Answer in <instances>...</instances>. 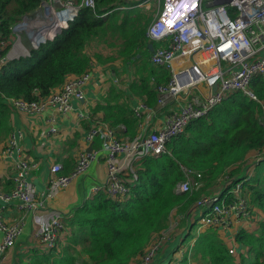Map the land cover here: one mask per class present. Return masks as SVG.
Returning a JSON list of instances; mask_svg holds the SVG:
<instances>
[{
  "label": "trees",
  "instance_id": "trees-1",
  "mask_svg": "<svg viewBox=\"0 0 264 264\" xmlns=\"http://www.w3.org/2000/svg\"><path fill=\"white\" fill-rule=\"evenodd\" d=\"M45 1L49 0H0V31L7 44L0 59L11 50L13 26L39 10ZM96 2L95 10L81 8L74 21L53 41L31 50L30 56L8 60L0 66V140L12 131L9 99L47 98L61 89L69 77L86 74L93 63L88 53L92 41L107 42L108 37H118L123 42L119 46L120 57L128 56L127 61L133 62L134 52L147 38V31L139 30L141 15L133 13L139 1ZM130 29L132 33H127ZM142 60L136 69L139 80L134 84V92H140L153 105L157 87L168 82L170 76L166 70L154 68L148 58ZM251 89L264 103V76L254 78ZM96 110L104 114L101 123L113 129L125 125L128 134H136V120L129 105L112 98ZM262 117L259 102L242 92L229 95L207 116L192 121L168 145L170 153L140 160L135 166L136 185L130 197L113 199L104 193L95 194L70 219L68 245L59 244L53 253H45L39 246L21 255L16 264H135L155 237L170 227L174 212L183 215V222L188 225L182 237V246L188 248L177 264H264V221L255 232L238 233L237 258L229 253L218 229L200 230L203 216L192 212L198 199L211 195V188L220 179L226 177L224 195L244 179L243 168L249 155H258L264 149ZM184 167L202 174L198 190L192 194L176 192L178 183L186 179ZM244 192L251 205L264 213V159L244 183ZM79 245L82 250L78 253L74 247ZM78 255L84 257L82 262Z\"/></svg>",
  "mask_w": 264,
  "mask_h": 264
},
{
  "label": "built area",
  "instance_id": "built-area-1",
  "mask_svg": "<svg viewBox=\"0 0 264 264\" xmlns=\"http://www.w3.org/2000/svg\"><path fill=\"white\" fill-rule=\"evenodd\" d=\"M151 1L158 3L153 20L147 28V37L154 44L151 63L170 73L169 81L156 89L157 106L162 109L174 104L164 126L146 134L145 120L155 114V109L139 101L132 109L141 127V133L136 137L120 139L115 129L108 124L95 122L88 131L86 141L89 145L100 141V150L81 151L70 174L62 173L61 164H52L48 186L38 195L29 180L36 164L22 155L14 162L13 188L9 193L0 195L2 200L17 201L19 209L26 213L43 210L46 208V199H53L78 176L86 174L91 165L101 159L102 151L107 163V179L103 185L95 186L93 193H104L113 199L128 198L132 188L127 175L131 174L132 182H136L135 166L142 158L170 153L168 145L183 134L192 121L207 116L215 106L235 92H242L261 104L264 124V103L251 89L252 80L264 76V0H148V3ZM96 4V0H81L80 3L76 0L43 2L40 9L33 13L35 16L32 19L29 14L13 26L9 52L12 60L30 56L31 49L38 50L42 44L53 41L74 21L81 8L95 10ZM55 14L64 17L67 26L56 30L50 38L43 39L41 34L46 31L38 28L36 32L41 39L35 37V43L29 35L32 48L28 50L22 44V36L29 34L25 25L46 18L47 15L51 18ZM2 37L0 31V52L7 45ZM7 61L1 60V65ZM90 79L89 70L82 76L69 77L61 89L47 98L34 101L13 98L9 99V105L12 111L29 117L50 112V122L55 124L58 115L64 117L74 110L73 101L84 98V87ZM50 131L57 133L55 127ZM19 136H22L21 132ZM17 137L16 132L9 134L3 151L5 157H11L15 149L22 153ZM120 157L128 161L127 168L120 165ZM263 159L264 149L253 158V167L245 172L244 179L229 194L217 192L202 195L198 199L193 211L203 216L200 230L212 227L225 233L235 223L248 224L254 220V207L246 197L244 183L252 178L254 167ZM183 171L186 179L178 183L176 192L192 194L198 190L202 174L185 167ZM24 226V218L8 222L0 213V232L3 233L0 239V264H4L8 252L24 234ZM66 230L68 226L64 219L57 216L49 226L35 232L31 240L45 253H51L58 248L61 234ZM172 233L171 224L155 237L145 255L135 264H158L157 257L171 239ZM235 241L232 240L229 247V253L233 256L238 255L233 246Z\"/></svg>",
  "mask_w": 264,
  "mask_h": 264
},
{
  "label": "crops",
  "instance_id": "crops-1",
  "mask_svg": "<svg viewBox=\"0 0 264 264\" xmlns=\"http://www.w3.org/2000/svg\"><path fill=\"white\" fill-rule=\"evenodd\" d=\"M137 1L140 3L138 5V10L142 8L145 10L147 4H149L148 0ZM153 15L154 13L151 17L146 16V18H148V26L153 20ZM142 16L144 15L141 14V17ZM114 41L115 39L108 37L107 43L109 47H117L112 44ZM117 42L118 47L123 43L119 39ZM103 43L105 42L95 40L89 45L88 53L93 57V65L89 69L91 72V79L84 87V98L73 101L74 110L69 115L64 117L58 115L55 124H52L50 122V118L52 117L50 112H45L41 116L29 117L13 111L11 132H16L18 134L17 139L22 153L15 149L11 157H5L3 151L8 137L4 140H0V195L9 193L12 190L14 162L22 157V155L36 164V169L31 173L29 180L34 185L36 195H38L44 192L48 186L52 164H61L63 166L62 173L70 174L75 168L77 156L81 151L92 149L100 150V141H96L94 144L89 145L86 141V137L91 126L95 122H101V120L104 119V114L101 111H97L96 107L106 104V102L110 101L112 98L118 99L121 104L125 103L129 105L131 109H133L139 101H143L155 109V114L145 120L146 134L152 129H159L164 126L168 114L174 109V104L171 103L165 108L160 109L157 106V99L155 103L151 105L149 102L145 101L146 97L144 95L140 94V92H134L137 89L134 88V84L139 80L138 75H136V69L144 62L142 60L144 54H147L146 58H148V61L154 68L163 69L169 73L167 69L154 66L151 63L152 51L149 46L151 44L154 46V44L150 42L147 37L143 42L142 54L133 59V62H128L124 57L118 56L119 51L117 57L114 56L113 53L106 54L105 51V56L102 60L99 55H102L100 45ZM147 48L149 50H147ZM133 118L136 120V134L134 136L128 134L125 125H121L115 128L117 136H120L122 139H127L136 137L141 133L139 121L134 115ZM52 127L57 129L56 134L51 133L50 130ZM19 132L22 133L21 137L19 136ZM102 153L103 156L101 159L93 163L86 174L78 176L67 189L61 190L53 199H46V208L43 210L34 213H26L19 209V203L17 201L6 202L0 198V213L4 219L8 222H13L20 218H24L25 222L24 234L17 241L15 247L8 252L4 264H16L20 260L21 255L28 254L32 250L40 248L36 245L35 241L31 240V236L38 230L49 226L51 221L57 216L62 217L69 227L68 230L61 234L62 237L59 244L60 246L62 245V247L69 244L71 228L68 223L70 219L83 207L87 200L95 195L93 193L94 187L103 185L107 179V163L105 153L103 151ZM256 155V152H252L249 155L243 168L244 172L242 173V177L250 167H253L254 162L252 163V161ZM119 163L121 166H124L126 163L128 164V161L125 160L124 157H120ZM255 167L253 170L254 172ZM127 176L131 188L134 187L136 182H132L131 174ZM225 178L226 177L223 179L225 180ZM211 189L212 192H209V194L223 192V189H225L223 181L218 182V184ZM254 210V220L250 223H235L232 228L225 233L219 230V234L228 248L231 245V241L236 240L233 246L237 249V252H239L240 245L236 238L238 233L242 230L255 232L259 229L262 221H264V213L255 207ZM193 214H195L194 211ZM185 220L183 215H177V221L173 224L172 237L157 257L158 264H177L178 261L180 262L183 259V255L188 248L187 246H182V237L188 228V225L183 222ZM172 223L171 221V224ZM2 238L3 233L0 232V239ZM74 248L78 251L82 250L80 245ZM237 258H239L238 255Z\"/></svg>",
  "mask_w": 264,
  "mask_h": 264
},
{
  "label": "rangeland",
  "instance_id": "rangeland-1",
  "mask_svg": "<svg viewBox=\"0 0 264 264\" xmlns=\"http://www.w3.org/2000/svg\"><path fill=\"white\" fill-rule=\"evenodd\" d=\"M157 8H158V3L157 2H154V1H151L150 3H149V5L147 4V8L144 10V8H142V9H140V10H138L139 8L137 7V9L136 10H134L133 11V13L134 14H136V15H138V13L137 12H139V14L141 15V14H143L144 16H142V24H140V29L139 30H143V29H145L146 30V28H147V26H148V18H146V16L148 17H151V15L153 14V13H155V11L157 10ZM142 10V11H141ZM58 11H60V10H58ZM144 12V13H143ZM133 16V15H132ZM154 16V15H153ZM152 16V17H153ZM55 17H57V14H55V16H53V17H49L48 15H47V17L46 18H39L38 19V21H39V23H35V25H26V30H28V35H23L22 36V44L28 49V50H30L32 47L30 46V42H29V40H30V37H31V40H32V37H36V36H38V33L36 32V30L38 29V28H46L47 26H48V23H49V18L50 19H52V22L53 21H55ZM42 19H44V21H42ZM48 21V22H47ZM58 22H59V20H57ZM151 21V20H150ZM60 23V22H59ZM51 25V24H50ZM43 30V29H42ZM132 29H130L129 31H127V33H132V31H131ZM29 35H30V37H29ZM43 38H45V36H43L42 37V39ZM38 40H40L41 38H37ZM117 40H118V37H116L115 38V41H114V43H112L113 45H115V46H117V47H115V48H113V47H109V45H108V43L107 42H105V43H103V44H101L100 46H101V52H102V55H99V57H101L102 58V60H103V58H104V56H105V51H106V54H114V56H116L117 57V55H118V51H119V47H118V42H117ZM33 41V40H32ZM120 42V41H119ZM35 43H37V41L35 40ZM32 50V49H31ZM115 51V52H114ZM11 52V51H10ZM142 52H143V47H142V45L140 46V48H137V50L134 52V57H133V59H135V58H137V57H139L141 54H142ZM118 56H120V55H118ZM146 56H147V54L145 55L144 54V58H146ZM21 57H24V56H21ZM20 57V58H21ZM98 57V56H97ZM12 56H11V54L10 53H8V55H7V57L6 58H4V59H7V60H12ZM128 58V56L125 58V59H127ZM4 59H0V63H1V60H3L4 61ZM97 59H99V58H97ZM124 168H127L128 167V164L126 163L124 166H123ZM220 181H223V184H225V180L224 179H220L219 180V182ZM218 184V183H217ZM247 198H248V194H247V196H246ZM254 207V206H253ZM255 208H257V209H259L258 207H255ZM260 210V209H259ZM253 211H255V210H253ZM262 212V211H261ZM177 215L178 214H176V212H174L173 213V216H172V225L174 224V222H176L177 221ZM257 215H259V214H257ZM69 243H70V241H69ZM77 252L79 253V251L77 250ZM78 257H79V261L80 262H82V259H84V257L83 256H80V255H78Z\"/></svg>",
  "mask_w": 264,
  "mask_h": 264
},
{
  "label": "bare ground",
  "instance_id": "bare-ground-1",
  "mask_svg": "<svg viewBox=\"0 0 264 264\" xmlns=\"http://www.w3.org/2000/svg\"><path fill=\"white\" fill-rule=\"evenodd\" d=\"M59 20V22L57 21ZM42 21H44V19H42ZM48 22V21H47ZM35 23H39L38 19L37 20H34V21H30L28 22L27 25H35ZM51 24V25H50ZM67 26V21L64 17L60 16L57 14V17H55V21L52 22V19L49 18V23H48V26L44 29L46 32L44 34H41V36H45L50 38L52 36V34L58 30L59 28L61 27H65ZM26 27V25H25ZM40 35L36 36L37 38H39ZM32 40L35 42V37H32Z\"/></svg>",
  "mask_w": 264,
  "mask_h": 264
},
{
  "label": "water",
  "instance_id": "water-1",
  "mask_svg": "<svg viewBox=\"0 0 264 264\" xmlns=\"http://www.w3.org/2000/svg\"><path fill=\"white\" fill-rule=\"evenodd\" d=\"M34 16H35V14L32 13V14L29 15V18L32 19ZM149 48L151 49V51L153 50L152 44L149 46ZM5 61H7V59H5ZM0 66H1V63H0ZM214 89L216 90L217 87L215 86Z\"/></svg>",
  "mask_w": 264,
  "mask_h": 264
},
{
  "label": "clouds",
  "instance_id": "clouds-1",
  "mask_svg": "<svg viewBox=\"0 0 264 264\" xmlns=\"http://www.w3.org/2000/svg\"><path fill=\"white\" fill-rule=\"evenodd\" d=\"M67 27H68V26H67ZM67 27H65V28H67ZM65 28H64V29H65Z\"/></svg>",
  "mask_w": 264,
  "mask_h": 264
}]
</instances>
